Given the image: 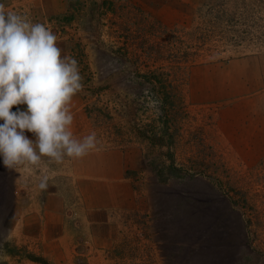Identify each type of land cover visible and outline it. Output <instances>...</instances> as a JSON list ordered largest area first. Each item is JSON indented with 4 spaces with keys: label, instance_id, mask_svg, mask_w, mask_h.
I'll return each instance as SVG.
<instances>
[{
    "label": "rangeland",
    "instance_id": "374dc122",
    "mask_svg": "<svg viewBox=\"0 0 264 264\" xmlns=\"http://www.w3.org/2000/svg\"><path fill=\"white\" fill-rule=\"evenodd\" d=\"M0 4L51 29L78 61L87 124L140 154L136 205L100 264H264V147L220 146L216 108L186 98L204 67L248 55L264 64V0ZM17 178L0 163V264L36 262L10 240Z\"/></svg>",
    "mask_w": 264,
    "mask_h": 264
},
{
    "label": "crops",
    "instance_id": "0c3cea01",
    "mask_svg": "<svg viewBox=\"0 0 264 264\" xmlns=\"http://www.w3.org/2000/svg\"><path fill=\"white\" fill-rule=\"evenodd\" d=\"M263 65L259 56L248 55L194 73L186 98L193 108H216L220 146H236L229 143L232 138L245 147H264ZM69 108L73 135L82 138L95 132L97 148L81 158L65 157L56 163L44 157L38 165L17 170L16 222L10 240L49 264H80L83 257L89 264H100L105 250L111 254L110 248H119L122 242L124 214L136 205L134 188L141 157L100 137L87 124L79 95L72 97ZM226 136L230 140L225 141ZM44 177L47 186L40 189ZM84 245H92V250L87 252ZM22 264L38 263L24 259Z\"/></svg>",
    "mask_w": 264,
    "mask_h": 264
},
{
    "label": "clouds",
    "instance_id": "9594fccd",
    "mask_svg": "<svg viewBox=\"0 0 264 264\" xmlns=\"http://www.w3.org/2000/svg\"><path fill=\"white\" fill-rule=\"evenodd\" d=\"M82 87L78 61L62 55L51 29L0 4V163L5 168H30L44 157L61 163L97 148L95 132L76 138L70 128V101Z\"/></svg>",
    "mask_w": 264,
    "mask_h": 264
},
{
    "label": "trees",
    "instance_id": "16d2710c",
    "mask_svg": "<svg viewBox=\"0 0 264 264\" xmlns=\"http://www.w3.org/2000/svg\"><path fill=\"white\" fill-rule=\"evenodd\" d=\"M12 111H14V109H12ZM30 259L33 260V261H36V262H40L42 264H48V262L46 260H44L43 258H41V257L30 255Z\"/></svg>",
    "mask_w": 264,
    "mask_h": 264
}]
</instances>
